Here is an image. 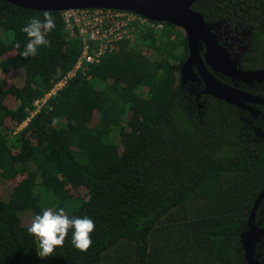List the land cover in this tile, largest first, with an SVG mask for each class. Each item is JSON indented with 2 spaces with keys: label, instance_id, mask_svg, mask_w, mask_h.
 I'll return each mask as SVG.
<instances>
[{
  "label": "trees",
  "instance_id": "16d2710c",
  "mask_svg": "<svg viewBox=\"0 0 264 264\" xmlns=\"http://www.w3.org/2000/svg\"><path fill=\"white\" fill-rule=\"evenodd\" d=\"M191 9L249 31L251 67H264V0H197ZM43 13L0 0V264H233L238 230L264 188V141L234 107L209 98L198 118L182 99V30L133 26L33 114L83 50L63 13L51 12V47L23 58L21 29ZM60 208L94 221L92 246L76 250L69 232L41 259L28 228Z\"/></svg>",
  "mask_w": 264,
  "mask_h": 264
},
{
  "label": "flooded vegetation",
  "instance_id": "af4514ba",
  "mask_svg": "<svg viewBox=\"0 0 264 264\" xmlns=\"http://www.w3.org/2000/svg\"><path fill=\"white\" fill-rule=\"evenodd\" d=\"M207 25L211 27L210 32L214 35L215 43L220 49H223V54L228 57L232 64H235L234 66H236L239 72L264 71V67L254 69L251 67V65H255L256 59L254 54L251 53L252 48L250 46L249 31L240 26H232L224 21L207 23ZM205 48V45L202 44L199 50V55L204 63V69L209 71L221 85L241 92L244 97H232L230 99L232 104H228L223 100L204 93L206 89L205 83L199 73L197 65L194 64L192 67L194 76L190 75V79L181 83V90L183 92L182 99L185 100L188 107L191 108L192 112L198 118L201 117L206 107L207 99L209 98L215 99L218 104L223 102L234 107L244 127H247L255 139L261 142L264 141V78L244 77L242 80H239L237 78L238 75L229 74L228 70L224 68L225 66H220L219 64L215 65L216 70H212L205 63ZM187 59L188 52L185 61L181 65ZM255 200L248 211L244 223L238 230V247L232 249L233 264H264V197L254 210L251 220H249L250 211ZM236 257H238L237 261Z\"/></svg>",
  "mask_w": 264,
  "mask_h": 264
},
{
  "label": "water",
  "instance_id": "95a60500",
  "mask_svg": "<svg viewBox=\"0 0 264 264\" xmlns=\"http://www.w3.org/2000/svg\"><path fill=\"white\" fill-rule=\"evenodd\" d=\"M15 7L38 12H59L84 9H108L135 13L145 19L156 23L171 24L181 29L186 37L188 59L180 67V81L194 76L192 67L197 65L199 73L205 83L204 93L232 104V97L243 98L241 92L226 88L214 79L212 74L204 69V63L199 55L202 44L205 45V63L212 70L215 65L225 66L229 74H235L239 80L242 78H264V71L241 73L223 54V49L215 43L214 35L204 21L203 17L193 11L191 6L197 0H1ZM264 197V189L259 193L250 211L251 220L254 210ZM243 240V239H241Z\"/></svg>",
  "mask_w": 264,
  "mask_h": 264
},
{
  "label": "clouds",
  "instance_id": "9594fccd",
  "mask_svg": "<svg viewBox=\"0 0 264 264\" xmlns=\"http://www.w3.org/2000/svg\"><path fill=\"white\" fill-rule=\"evenodd\" d=\"M56 28L55 17L51 12L43 13V20L38 17L30 18L21 31L28 37L21 56L23 58L35 57L41 47H51V42L46 36ZM16 48H20L17 43ZM53 124L57 121L54 119ZM95 223L88 217L70 218L64 208L58 211L45 209L42 215H36L28 228L29 235L38 241L39 252L37 255L43 259L51 257L57 248H63L66 238L71 232V244L83 253L92 246V233Z\"/></svg>",
  "mask_w": 264,
  "mask_h": 264
},
{
  "label": "built area",
  "instance_id": "2783aa9c",
  "mask_svg": "<svg viewBox=\"0 0 264 264\" xmlns=\"http://www.w3.org/2000/svg\"><path fill=\"white\" fill-rule=\"evenodd\" d=\"M63 20L69 34L82 39L83 50L73 70L55 83L43 99L34 103L37 110L33 114L75 75L83 62L97 63L100 57L112 49L115 42L130 37L133 26L154 30L163 28L162 23L151 22L135 13L108 9L69 10L63 12Z\"/></svg>",
  "mask_w": 264,
  "mask_h": 264
},
{
  "label": "rangeland",
  "instance_id": "374dc122",
  "mask_svg": "<svg viewBox=\"0 0 264 264\" xmlns=\"http://www.w3.org/2000/svg\"><path fill=\"white\" fill-rule=\"evenodd\" d=\"M182 32H183V31H182ZM17 83H18V84H22V77H21V76H20L19 79L17 80ZM4 189H5V188H2V189H1V191H0V196H1V194H4V193H5V192H4V191H5ZM22 216H23V218H24V215H22Z\"/></svg>",
  "mask_w": 264,
  "mask_h": 264
}]
</instances>
